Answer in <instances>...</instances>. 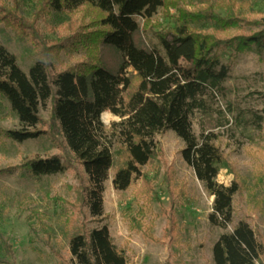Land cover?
<instances>
[{
    "label": "trees",
    "instance_id": "16d2710c",
    "mask_svg": "<svg viewBox=\"0 0 264 264\" xmlns=\"http://www.w3.org/2000/svg\"><path fill=\"white\" fill-rule=\"evenodd\" d=\"M28 1L0 0V25L12 29L18 41H29L37 57L25 74L0 45V97L21 127L5 131L4 136L18 144L46 137L62 155L25 158L17 167L0 169V176L20 171L39 181L79 169L75 201L69 205L75 212L78 209V215L85 208L92 218L101 219L104 183L115 157L118 167L111 184L121 192L157 156L156 137L172 132L184 144L182 159L213 197L209 223L225 230L232 222V203L240 186L236 181L230 186L217 183L225 159L213 134H194L192 116L204 108L202 99L208 92L222 91L228 77L218 49L263 54L264 19H250L245 1L215 0L192 12L180 11L173 27L156 33L155 44L144 45L137 39L136 18L151 19L164 0H36L31 20L24 16ZM82 7L95 20L70 38V45L83 53L81 61L63 65L60 54L65 47L46 40L38 23L52 12L69 17ZM243 26L254 30L229 34ZM69 30L73 31L71 21ZM108 51L117 54V63H108ZM47 102L50 121L44 122L39 108ZM104 112L117 121L106 127L101 121ZM44 198L49 199L47 194ZM27 210L31 233L55 252L45 214ZM2 212L0 206V221ZM73 215L67 214L65 221H72ZM38 232L45 239L38 238ZM68 250L76 264H126L105 226L89 231L82 223L69 237ZM0 253H13L1 232ZM263 254L264 245L245 222L220 235L212 248L214 264H257Z\"/></svg>",
    "mask_w": 264,
    "mask_h": 264
},
{
    "label": "rangeland",
    "instance_id": "374dc122",
    "mask_svg": "<svg viewBox=\"0 0 264 264\" xmlns=\"http://www.w3.org/2000/svg\"><path fill=\"white\" fill-rule=\"evenodd\" d=\"M212 1L215 0H164L163 7L151 19L136 18L140 27L137 39L144 45L155 44L156 33L173 27L180 11L192 12ZM238 1L248 3L245 12L250 19H264V0ZM35 2L28 1L24 8L28 20L33 17ZM93 20L95 16L82 7L69 17L52 12L38 25L46 40L65 47L60 62L73 66L81 61L83 53L70 45V38L75 30ZM70 21L73 31L69 30ZM253 30L243 26L229 34ZM0 45L15 57L17 66L25 74L37 60L30 42L18 41L13 30L3 25H0ZM216 54L220 63L228 67L229 74L222 91L217 95L208 92L203 97L204 108L193 113L192 129L197 137L203 133L215 137V145L226 162V166L220 167L217 183L230 186L236 181L240 186L232 203V222L225 230L209 223L213 197L182 159L183 142L174 133L166 132L156 137L157 156L121 192L115 191L111 184L118 167L115 157L104 183L101 219L92 218L85 208L78 215V209L75 212L69 205L75 201L79 169H69L39 181L20 171L0 176V206L3 207L0 232L13 252L10 256L0 253V264H76L69 254V237L82 223L89 231L107 227L126 264H214L213 245L220 235L231 232L239 222L247 223L264 245V52L257 55L253 50L235 53L220 48ZM106 57L109 64L117 63L115 52L108 51ZM103 114L107 118L101 121L106 127L117 121L110 113ZM39 117L44 122L50 121L49 102L41 105ZM19 128L8 103L0 97V169L17 167L32 156L62 155L46 137L18 144L4 136L5 131ZM45 194L49 199L44 198ZM25 208L45 214L53 232L50 244L55 252L31 233L26 222L29 210L24 211ZM71 213L74 214L72 221H65ZM31 226L38 231L35 223ZM38 233V238L45 239L43 233ZM257 264H264V254Z\"/></svg>",
    "mask_w": 264,
    "mask_h": 264
},
{
    "label": "bare ground",
    "instance_id": "6f19581e",
    "mask_svg": "<svg viewBox=\"0 0 264 264\" xmlns=\"http://www.w3.org/2000/svg\"><path fill=\"white\" fill-rule=\"evenodd\" d=\"M106 118H107V117H106V114H102V115H101V119H102V120H106Z\"/></svg>",
    "mask_w": 264,
    "mask_h": 264
}]
</instances>
